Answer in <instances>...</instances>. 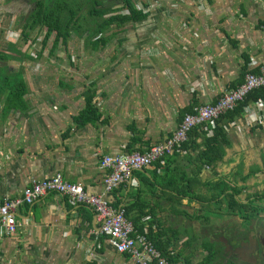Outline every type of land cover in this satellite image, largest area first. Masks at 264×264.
Returning <instances> with one entry per match:
<instances>
[{
  "label": "crops",
  "instance_id": "obj_1",
  "mask_svg": "<svg viewBox=\"0 0 264 264\" xmlns=\"http://www.w3.org/2000/svg\"><path fill=\"white\" fill-rule=\"evenodd\" d=\"M20 1L18 5V0H0V12L7 9L3 17L18 16L9 27L5 20L0 23V199L17 198L32 182L57 173L90 194H102L105 170L100 160L104 156H116L129 146L132 152H142L162 143L177 128L182 110L192 104H214L240 85L246 73L264 68V31L260 29L264 0H205L201 4L198 0H144L136 7L148 16L121 28L111 25L104 32L109 40L102 47L100 35L88 48L83 39L71 36L81 41V51L87 53L83 63L88 73L61 81L60 72L56 77L32 70L35 60L28 48L23 49L21 41L14 46L11 32L5 33L22 27L25 14L21 10L29 4ZM10 85L26 89V107L5 115ZM88 86L95 93L92 101L100 119L76 126L71 118L84 108L83 92ZM233 124L224 131L227 145L222 147L221 161L214 169H200L202 183L222 180L236 188L239 175H250L263 166L264 123L247 126L240 116ZM196 157L197 152L176 151L163 165L131 174L107 198L111 205L118 199V208H123L141 204L135 199L139 193L143 212L148 214L142 221L151 224L153 231L158 229L162 241L184 225L197 235L204 233L206 227L190 223L184 213H171L175 202L166 197L174 195L168 187H184V182L176 185L173 179L182 173L191 177L200 164ZM200 192L209 193L207 189ZM178 199L186 215L199 214L201 203L194 197ZM16 223L13 236L0 237V264H135L102 237L97 239L100 225L92 211L65 196L47 194L31 206L20 207ZM179 236L168 252L190 254L184 244L186 235Z\"/></svg>",
  "mask_w": 264,
  "mask_h": 264
},
{
  "label": "trees",
  "instance_id": "obj_2",
  "mask_svg": "<svg viewBox=\"0 0 264 264\" xmlns=\"http://www.w3.org/2000/svg\"><path fill=\"white\" fill-rule=\"evenodd\" d=\"M132 1L133 0H28L30 8L26 15L21 18V45L26 44L28 41L33 43L35 39L31 38L30 35L43 31L44 34L39 54L51 37L53 38V48H57L59 44L66 47L68 39L71 36H77L83 39L85 48H88L92 40L100 35L99 44L102 47L107 40H109V37L103 35L111 25L121 28L127 24H136L148 16L147 13L142 12V7L137 9ZM121 11L122 13H120ZM105 17L107 18L105 19ZM15 51L18 52L17 50ZM27 58L32 59L30 56ZM0 60H3L1 54ZM6 81L8 82V80ZM12 85L6 90L7 95L4 100L5 115L12 110L24 109L26 107L23 100L26 89L22 87L21 90H17L16 88H12ZM60 86L65 87L62 83H60ZM91 87L92 86L86 87L83 92L84 108L76 116L71 118V121L75 123L76 126L93 124L100 119L97 108L92 101L95 93L91 90ZM258 102H264V87L250 92L233 111L221 116L215 122V128L210 136H207L205 131H200L199 128H194L191 131L189 141L182 144L178 151L197 152V157L194 160L200 164L193 170L192 174H190L191 177L187 173H182L178 178L173 179L176 185L181 181L184 182L183 188H180L179 185L177 186L178 188L174 186L168 187L170 191L174 192V195L166 196L170 203L175 202L174 208H171V213L177 216H181V214L184 213L182 215L191 220L192 222L190 223L193 224L197 222L203 227H206L212 220L218 218L219 212L223 210L221 209V205L224 203L226 205L225 210H223L225 214L232 216L237 213L239 206L233 199V196L238 193L237 189L232 188L222 180L216 182L217 184L202 183L198 176L200 175V169L202 167L214 169L216 163L221 161L223 154L222 147L227 145L222 126L227 122H232L239 118L243 114L244 108L249 104ZM194 106H196V104H192L188 108L182 110L179 113V118L182 120L185 114L191 113ZM223 120H225V123ZM197 140L199 141L197 142ZM129 147L126 150L127 153L134 151ZM137 151H139V149H137ZM168 159L169 158L165 159V163ZM156 166L158 167L159 164L157 163ZM138 172L139 171H133L131 174H136ZM154 183L157 184L156 181H154ZM155 184H148V186L153 188V186H156ZM122 185L123 184L120 186ZM201 189H207L209 192L208 196H203L200 192ZM228 191L231 192L228 193ZM138 194L139 193L135 196V199L136 202L141 204L123 207L124 216L132 223L135 231L144 235L152 246L170 263L192 264L188 258L182 257L180 254L168 252L170 244H175L178 241L181 233L180 230L175 231L172 238L162 241V237L159 236L160 231L157 229L159 227L157 224H155V227H157L155 229L157 230L153 231L151 224L145 225L143 223L142 219L148 216V214L143 212L144 207L142 208L141 205H143L144 202L140 201ZM179 196L194 197V199L198 200L201 203L199 214L188 216L186 212H182L178 199ZM220 196L223 197V199L215 202ZM119 203L120 201L116 199L112 203V207L118 208ZM180 229H182V233L186 235L185 245L197 242L200 248L208 252L201 262L197 264H221V261L218 260L220 256V251L218 249L214 250L205 240H199V236L196 233L191 235V227L184 225ZM167 232V230L163 231L165 235H168ZM102 239L104 238L102 237Z\"/></svg>",
  "mask_w": 264,
  "mask_h": 264
},
{
  "label": "built area",
  "instance_id": "obj_3",
  "mask_svg": "<svg viewBox=\"0 0 264 264\" xmlns=\"http://www.w3.org/2000/svg\"><path fill=\"white\" fill-rule=\"evenodd\" d=\"M204 1L198 0L199 4ZM260 29L264 31V22ZM263 87L264 68L260 67L256 73H246L240 85L227 91L214 104L193 107L191 113L183 116L171 136L162 143L145 148L142 152L104 156L100 160V166L105 170L102 194H90L82 185L65 182L62 175L57 173L50 178L32 182L17 198L0 199V237L16 233V216L20 207L31 206L47 194H57L67 197L73 204L89 208L100 225L97 239L103 237L117 253L129 256L135 264H172L144 235L135 231L132 223L125 218L123 208L112 207L107 196L126 182L133 171L147 169L157 163L163 165L165 159L189 141L194 128L210 136L215 122L221 116L233 111L250 92ZM241 117L247 126L263 124L264 102L249 104ZM231 126H234L233 121L223 125V131ZM97 243L99 248V241Z\"/></svg>",
  "mask_w": 264,
  "mask_h": 264
},
{
  "label": "flooded vegetation",
  "instance_id": "obj_4",
  "mask_svg": "<svg viewBox=\"0 0 264 264\" xmlns=\"http://www.w3.org/2000/svg\"><path fill=\"white\" fill-rule=\"evenodd\" d=\"M261 164L250 175L237 177V213L225 214L226 205L222 204L218 218L206 226L209 232H200L203 236L199 240L217 244L212 247L220 251L221 264H264V158Z\"/></svg>",
  "mask_w": 264,
  "mask_h": 264
},
{
  "label": "rangeland",
  "instance_id": "obj_5",
  "mask_svg": "<svg viewBox=\"0 0 264 264\" xmlns=\"http://www.w3.org/2000/svg\"><path fill=\"white\" fill-rule=\"evenodd\" d=\"M144 0H133L132 2H134V4L137 6V3H141ZM22 2L20 0H18V5L21 4ZM23 5V4H22ZM139 6V5H138ZM11 11H13V8L10 9ZM20 9H18L19 11ZM28 10V5L26 8H22V13L26 15ZM4 11H7L6 8H3L0 12V23L2 24L3 21L5 20L6 23L9 22H13L16 21L18 16H16L14 19L11 16V14L9 15H4L5 17H3V13ZM17 11V10H16ZM18 15V13H16ZM107 17H105L106 19ZM4 22V23H5ZM5 23V24H6ZM10 23L6 26L9 27ZM12 25V23H11ZM19 26V25H18ZM20 27V26H19ZM17 28L16 31H5V33H9L11 32L9 38H11V41H13V43L15 44L14 46H16V44L20 43L21 41V37H20V28ZM5 28V26H4ZM3 31V30H2ZM4 33V35H5ZM43 31L42 32H38V33H32L30 36L32 38L35 39V41L33 43H31L30 41H28L26 44H24L23 49H27L29 50V54L32 56L34 61V67H32V70L34 71H46V72H50V73H54L55 76L57 77V74L60 72V74L58 75L59 80L63 81L66 80L67 78H72V75H80L81 72V76H83V74H87L88 73V69L87 66L85 65V63H83L84 61H87V56H85L87 53L86 52H82L81 51V41H76V38L71 37L68 39V43L66 47H63L61 44H59L57 46V48H53L52 47V40L53 38L51 37L44 49L42 50V52L39 54L40 49H41V42H42V38H43ZM99 43V42H98ZM83 60V61H82ZM85 65V66H84ZM30 69V68H28ZM47 80L52 79L53 82L55 83L56 79H54V77L52 76H48L46 78ZM71 80V79H70ZM87 80V79H86ZM88 82V81H87ZM49 86H51L49 84ZM208 194V193H206ZM205 194V195H206ZM179 221H181V218H178ZM192 230H190V234L193 235V233H195V230L193 228H191ZM207 229V228H205ZM182 232V229H179ZM200 237L203 236V233L199 234ZM181 238H179L180 240ZM206 243H208L209 245L216 247L217 244H212V242L205 240ZM181 246V245H180ZM188 248V252L190 254H186L182 256L185 258H188L193 264H197L199 262H201V260L205 257L206 253H204L201 249L199 244L196 243H191L189 245H185ZM181 252L183 251L182 248H180Z\"/></svg>",
  "mask_w": 264,
  "mask_h": 264
},
{
  "label": "water",
  "instance_id": "obj_6",
  "mask_svg": "<svg viewBox=\"0 0 264 264\" xmlns=\"http://www.w3.org/2000/svg\"><path fill=\"white\" fill-rule=\"evenodd\" d=\"M228 193H230V192H228Z\"/></svg>",
  "mask_w": 264,
  "mask_h": 264
}]
</instances>
